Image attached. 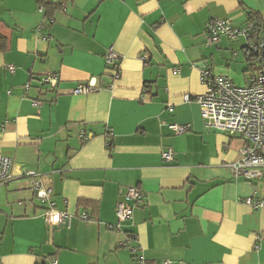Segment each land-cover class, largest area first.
I'll return each instance as SVG.
<instances>
[{
    "label": "crops",
    "instance_id": "obj_1",
    "mask_svg": "<svg viewBox=\"0 0 264 264\" xmlns=\"http://www.w3.org/2000/svg\"><path fill=\"white\" fill-rule=\"evenodd\" d=\"M44 1L0 0V153L13 173L0 186V264H144L122 246L127 232L145 264H264V206L247 201H264V169L236 176L245 141L206 127L200 105L184 99L205 92L202 67L247 80L257 72L244 38L208 46L205 25L256 15L264 29V0ZM112 46L117 68L106 62ZM47 74L58 75L56 88L40 83ZM80 83L97 90L76 94ZM172 122L192 129L173 134ZM23 170L40 173L50 200ZM130 186L143 197L120 222ZM50 201L70 224L44 222Z\"/></svg>",
    "mask_w": 264,
    "mask_h": 264
},
{
    "label": "built area",
    "instance_id": "obj_2",
    "mask_svg": "<svg viewBox=\"0 0 264 264\" xmlns=\"http://www.w3.org/2000/svg\"><path fill=\"white\" fill-rule=\"evenodd\" d=\"M43 9V6L40 7ZM205 34L207 45L217 44L223 36L231 40L240 38L245 39L243 53L251 65H257L258 70L249 78L246 86H237L227 76L215 74L210 68H201V81L206 90L203 94L195 97L186 94V101H195L200 105L201 115L204 125L208 128L217 129L230 134L239 136L245 141L241 149V157L232 164L236 176H242L252 180L259 178L264 169V29L257 25L256 22L250 21L244 26H236L230 19H210L205 25ZM120 54L110 47L106 54V62L110 67L117 68L120 62ZM145 59V56H143ZM11 71L15 70L14 65H8ZM176 69L174 72H178ZM119 74L116 72L115 77ZM41 84H49L56 88L59 83V77L56 74H47L40 80ZM30 84L25 86L29 90ZM93 84L80 83L74 89L76 94H86L96 91ZM34 105H40L39 101H34ZM169 129L173 134H185L192 129L189 123L169 124ZM111 136V132H109ZM79 137L82 142L88 141L91 134H87L84 128L80 129ZM175 153L172 148H167L163 152V158L167 162L174 159ZM25 175L31 180V187L35 196L42 200L48 201L53 196V189L46 184L40 173L35 170H23ZM13 178L12 159L0 153V186L7 183ZM142 191L130 186L127 188L125 197L116 205V215L120 222L128 221L132 218L135 204L142 200ZM248 203L255 208L264 206V201L248 198ZM81 219H90L89 215L84 212ZM43 220L46 224H70L72 215L66 211L56 209L55 202L50 201V207L44 212ZM120 228V225H117ZM136 240V235L127 232L126 239L122 246H128L134 256L146 263L144 256L140 253L142 248L139 245L131 246ZM161 264H176L173 260H163Z\"/></svg>",
    "mask_w": 264,
    "mask_h": 264
},
{
    "label": "trees",
    "instance_id": "obj_3",
    "mask_svg": "<svg viewBox=\"0 0 264 264\" xmlns=\"http://www.w3.org/2000/svg\"><path fill=\"white\" fill-rule=\"evenodd\" d=\"M42 3H44V0H40ZM46 4V3H45ZM47 8V17H50V11H51V6L49 4L45 5ZM252 21H256L258 26H261V21L259 18H257L256 15H254L253 17H251ZM6 49V39L0 35V50H5Z\"/></svg>",
    "mask_w": 264,
    "mask_h": 264
},
{
    "label": "rangeland",
    "instance_id": "obj_4",
    "mask_svg": "<svg viewBox=\"0 0 264 264\" xmlns=\"http://www.w3.org/2000/svg\"><path fill=\"white\" fill-rule=\"evenodd\" d=\"M248 73H253V72L250 71ZM229 79H231L232 82L235 85H237V86H246L248 84V82H249V77H248V80H247L246 75L242 71H239V74L234 76V77H231V78L229 77Z\"/></svg>",
    "mask_w": 264,
    "mask_h": 264
}]
</instances>
